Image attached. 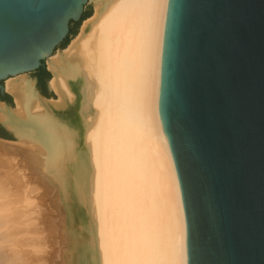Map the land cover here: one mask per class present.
<instances>
[{
  "label": "bare ground",
  "instance_id": "6f19581e",
  "mask_svg": "<svg viewBox=\"0 0 264 264\" xmlns=\"http://www.w3.org/2000/svg\"><path fill=\"white\" fill-rule=\"evenodd\" d=\"M89 1L92 14L46 59L55 99L39 95L26 74L4 81L14 106L0 102V122L15 141L0 139V264H31L32 255L37 264H187L175 165L158 110L167 0ZM48 144L58 155L55 177L87 210L91 234L87 252L72 244L71 255L59 250L51 259L40 248L34 204H17L5 186L18 182L13 157L47 183ZM59 224L53 228L62 240Z\"/></svg>",
  "mask_w": 264,
  "mask_h": 264
},
{
  "label": "water",
  "instance_id": "95a60500",
  "mask_svg": "<svg viewBox=\"0 0 264 264\" xmlns=\"http://www.w3.org/2000/svg\"><path fill=\"white\" fill-rule=\"evenodd\" d=\"M87 2L0 0V96L49 72ZM158 90L187 264H264V0H167Z\"/></svg>",
  "mask_w": 264,
  "mask_h": 264
},
{
  "label": "rangeland",
  "instance_id": "374dc122",
  "mask_svg": "<svg viewBox=\"0 0 264 264\" xmlns=\"http://www.w3.org/2000/svg\"><path fill=\"white\" fill-rule=\"evenodd\" d=\"M93 12V6L91 2L88 0L87 4L84 6L83 16H90ZM88 18V17H87ZM78 24H71V28H74L75 33L70 34L68 36V43L77 34L79 26ZM67 43V44H68ZM59 50V49H58ZM56 50V51H58ZM55 51V52H56ZM50 73V72H49ZM29 78H33V74H26ZM51 76V73H50ZM46 93L48 99H55L56 95L53 92L48 91V86L46 82ZM9 96V101L6 104L9 107L14 106V98L12 95L7 94ZM52 117L54 120H61V117L58 114L52 113ZM9 141H15V138H10ZM52 145H47L46 155H45V177L50 178L51 183L57 187L59 191V198L56 197V194L51 187H49L48 182L44 183L35 177L32 170L28 169V164L20 163L16 157L14 158L13 163L15 164L14 174L15 177L18 178V182L12 185H5L7 187L8 192L11 195V198L17 204L22 203L23 199H29L34 204V218L39 222L40 225V233L43 235L44 244L41 245L40 248L44 250L46 253V258H54L57 256L58 251L61 250L65 253H69L71 255V245L77 249V253H84V250L87 252L91 234L89 228V215L85 207L81 204L80 201H77L72 197V190L64 191L62 188V181H58L57 177H55L56 169H53L55 166L54 162L57 158V153L52 151ZM47 158V159H46ZM66 180V177H64ZM68 179V177H67ZM62 180V179H61ZM64 180V181H65ZM67 182V181H66ZM68 183V182H67ZM54 221L59 224V227H62V232L66 235L67 244L65 239H60L59 232L53 228L55 226ZM64 225V226H63ZM53 228V229H51ZM56 228V226H55ZM88 228V229H87ZM84 243V244H83ZM80 244L85 245L86 248L79 246ZM77 253L75 255L77 256ZM36 257L32 255L31 264H37L35 261ZM58 260V259H57ZM54 264H68V260L57 261ZM70 262V259H69ZM78 264V263H77ZM83 264H92L89 261Z\"/></svg>",
  "mask_w": 264,
  "mask_h": 264
},
{
  "label": "trees",
  "instance_id": "16d2710c",
  "mask_svg": "<svg viewBox=\"0 0 264 264\" xmlns=\"http://www.w3.org/2000/svg\"><path fill=\"white\" fill-rule=\"evenodd\" d=\"M87 17L89 16H83L82 14L79 22H71V24L73 23L76 25L78 23H81ZM74 33H75L74 28H70L69 34H74ZM67 43H68V37L64 40L62 44V48H65L67 46ZM35 74L38 77V88L40 89L41 93L44 96H47L45 89H46V82L48 81L49 78H51L50 73L47 72L44 68L40 67L36 70ZM0 100L7 102L9 101V96L7 94H5L4 96H0ZM0 137L9 138L8 134L1 127H0Z\"/></svg>",
  "mask_w": 264,
  "mask_h": 264
},
{
  "label": "flooded vegetation",
  "instance_id": "af4514ba",
  "mask_svg": "<svg viewBox=\"0 0 264 264\" xmlns=\"http://www.w3.org/2000/svg\"><path fill=\"white\" fill-rule=\"evenodd\" d=\"M70 28H71V25H70ZM35 73H36V71L34 73H32L34 75V76H32L33 80H34V84H35L36 89L41 93L40 89L38 88V77Z\"/></svg>",
  "mask_w": 264,
  "mask_h": 264
}]
</instances>
